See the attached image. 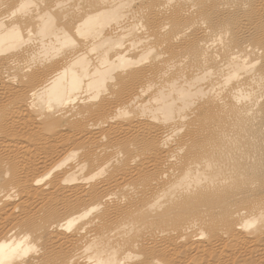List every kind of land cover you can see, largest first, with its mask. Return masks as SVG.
Listing matches in <instances>:
<instances>
[{
  "label": "bare ground",
  "instance_id": "1",
  "mask_svg": "<svg viewBox=\"0 0 264 264\" xmlns=\"http://www.w3.org/2000/svg\"><path fill=\"white\" fill-rule=\"evenodd\" d=\"M0 264H264V0H0Z\"/></svg>",
  "mask_w": 264,
  "mask_h": 264
}]
</instances>
